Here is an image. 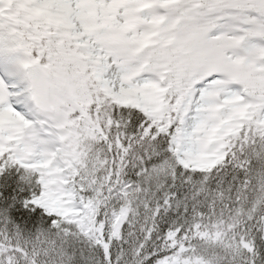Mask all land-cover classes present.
Masks as SVG:
<instances>
[{
	"label": "snow or ice",
	"instance_id": "obj_1",
	"mask_svg": "<svg viewBox=\"0 0 264 264\" xmlns=\"http://www.w3.org/2000/svg\"><path fill=\"white\" fill-rule=\"evenodd\" d=\"M0 264H264V0H0Z\"/></svg>",
	"mask_w": 264,
	"mask_h": 264
}]
</instances>
